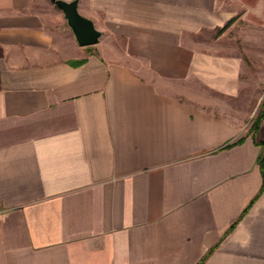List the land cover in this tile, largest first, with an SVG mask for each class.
<instances>
[{
	"label": "crops",
	"instance_id": "1",
	"mask_svg": "<svg viewBox=\"0 0 264 264\" xmlns=\"http://www.w3.org/2000/svg\"><path fill=\"white\" fill-rule=\"evenodd\" d=\"M78 9L0 0V264H264V0Z\"/></svg>",
	"mask_w": 264,
	"mask_h": 264
},
{
	"label": "rangeland",
	"instance_id": "2",
	"mask_svg": "<svg viewBox=\"0 0 264 264\" xmlns=\"http://www.w3.org/2000/svg\"><path fill=\"white\" fill-rule=\"evenodd\" d=\"M230 33L231 37L237 38L240 35V32L235 28L231 29ZM244 51L247 55L246 59H252L250 61L248 60L250 63V68L246 71V73L249 71V83L253 89L249 92V96L254 105V113L251 121L249 122V126L251 128L254 119L261 111L264 103V48L254 46V44L249 45L245 43ZM245 98L247 99V101L250 99L248 98V96H246Z\"/></svg>",
	"mask_w": 264,
	"mask_h": 264
},
{
	"label": "water",
	"instance_id": "3",
	"mask_svg": "<svg viewBox=\"0 0 264 264\" xmlns=\"http://www.w3.org/2000/svg\"><path fill=\"white\" fill-rule=\"evenodd\" d=\"M61 8L70 29L80 45L95 44L99 41L102 31L94 21L83 15L78 9V0H52Z\"/></svg>",
	"mask_w": 264,
	"mask_h": 264
},
{
	"label": "trees",
	"instance_id": "4",
	"mask_svg": "<svg viewBox=\"0 0 264 264\" xmlns=\"http://www.w3.org/2000/svg\"><path fill=\"white\" fill-rule=\"evenodd\" d=\"M227 26H228V24H226L221 30H223ZM263 119H264V103H263V107H262L261 111L258 113L256 118L254 119L252 127L250 128V131H252L253 133L256 132ZM262 143H264V140L262 141ZM259 164H260L261 169H262L263 174H264V150L261 152V154L259 156Z\"/></svg>",
	"mask_w": 264,
	"mask_h": 264
}]
</instances>
